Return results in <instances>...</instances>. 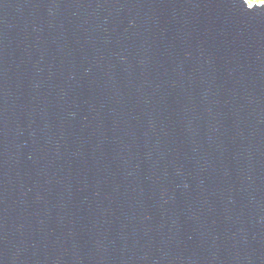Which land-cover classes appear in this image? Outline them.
Instances as JSON below:
<instances>
[{
  "label": "water",
  "instance_id": "water-1",
  "mask_svg": "<svg viewBox=\"0 0 264 264\" xmlns=\"http://www.w3.org/2000/svg\"><path fill=\"white\" fill-rule=\"evenodd\" d=\"M0 264H264V2L0 0Z\"/></svg>",
  "mask_w": 264,
  "mask_h": 264
},
{
  "label": "rangeland",
  "instance_id": "rangeland-1",
  "mask_svg": "<svg viewBox=\"0 0 264 264\" xmlns=\"http://www.w3.org/2000/svg\"><path fill=\"white\" fill-rule=\"evenodd\" d=\"M249 3H252V2H255V1H257V2H264V0H247Z\"/></svg>",
  "mask_w": 264,
  "mask_h": 264
}]
</instances>
